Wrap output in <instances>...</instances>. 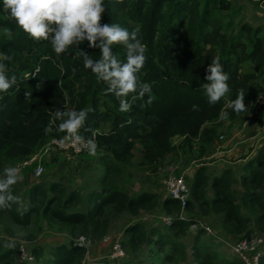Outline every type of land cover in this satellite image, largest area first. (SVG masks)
<instances>
[{
    "label": "trees",
    "instance_id": "16d2710c",
    "mask_svg": "<svg viewBox=\"0 0 264 264\" xmlns=\"http://www.w3.org/2000/svg\"><path fill=\"white\" fill-rule=\"evenodd\" d=\"M229 4V0H105L102 23H118L129 31L138 28V38L146 46V61L138 77L141 82L151 84V93L143 98L138 93L129 94L126 99L132 107L123 112L119 99L107 92L108 85L91 69L84 67L83 57L75 48L57 55L48 41L33 40L8 18L3 10V0H0V53L12 57L4 63L8 75L17 77V85L0 92V161L2 157L12 160L27 156L51 137L67 134L58 130L59 121H55L53 130L45 134L44 129L54 120L53 113L57 108L93 109L80 134L85 138L95 136L96 151L108 167L114 161L129 165L137 141L141 142L143 150L138 165L151 174H156L165 156L176 149L171 140L176 135L182 136L185 144L191 139L215 143L223 119H233L248 111L252 88L256 87L264 94V26L242 23L236 32L227 33L224 28L234 25L233 18L237 14L229 9ZM4 27L12 30L11 39L3 34ZM112 47L121 62H126L124 46L114 44ZM80 48L93 60L101 58L99 49L89 48L87 41ZM214 57L219 58L230 76V91L219 102L209 104L202 84L207 83L206 69ZM241 90L246 108L236 112L230 105ZM26 91L31 93L27 98ZM149 96L151 103H148ZM193 105L199 110L193 111ZM225 112L227 118H224ZM105 125L106 129H103ZM146 125L148 131L143 133ZM231 175L226 169L214 176L211 183L214 194L207 199L208 177L206 168L200 167L195 172L191 194L203 211L201 215L186 219L169 217L166 230L153 228L149 233L141 223L130 224L125 231L127 237L121 242L123 248L136 250L145 243L152 248L159 246L164 258H171L181 248L178 237L186 236L189 225L201 221L202 215L209 212L221 214V227L226 233L248 236L250 223L264 231V146L243 167L240 181L244 191L240 202L231 187ZM48 188L62 191L64 187L50 183ZM46 191L45 185H34L31 198ZM70 197L78 198V194L72 193ZM89 199L98 202L93 203L87 213L68 212L58 204L45 210L56 220L82 223L87 227L95 223V214H99L105 204L114 203L137 214L141 208H153L159 196L147 191L130 198L125 192L112 188L93 190ZM58 200L61 198L56 197ZM68 200H62V205L66 206L64 203ZM30 207L27 206L24 219H21L16 204L8 212L15 221L25 223ZM162 207L168 213L172 209L178 212L181 203L167 196ZM185 207H190V201ZM243 208L250 217L243 214ZM5 210H0V215ZM205 233L199 228L194 238L196 264H243L238 258L231 261L216 258L211 245L201 243ZM17 249L0 244V264L14 260ZM85 251L83 245L61 243L50 249L47 261L49 264H80ZM106 260L97 259L91 263L109 264ZM260 264H264V254Z\"/></svg>",
    "mask_w": 264,
    "mask_h": 264
},
{
    "label": "rangeland",
    "instance_id": "374dc122",
    "mask_svg": "<svg viewBox=\"0 0 264 264\" xmlns=\"http://www.w3.org/2000/svg\"><path fill=\"white\" fill-rule=\"evenodd\" d=\"M229 2V9L235 10L237 14L233 18L234 25L224 28V31L236 32L242 23H248L252 27L264 26V1L229 0ZM253 91L254 94H251L252 97L248 102V111L238 114L233 119H223L214 144H201L197 139H191L188 144H185L182 136L172 137V144L176 149L165 156L156 174H151L138 165L143 152L140 141L136 142L132 150L129 165L114 161L113 165L108 167L101 162L97 151L95 154L87 150L74 154L71 150H60L49 146V140H47L32 152L39 155L43 167V172L39 176L34 173L35 165L32 164L26 168L19 166V162L25 159L26 155L12 160L2 157L0 174L8 166L19 168L23 179L12 187V192L22 197L26 207L31 206V210L27 211L25 223L12 219L8 209L0 215V244L3 247H9V245L18 247L15 259L7 264H49L47 259L50 249L58 244L71 242L83 245L86 249L80 264H92L91 262L97 259H107L109 264H123V262L131 261L130 264H196L197 260L192 251L194 238L199 228L192 227H188L186 236L178 237L182 252L179 250L173 253L171 258L165 259L164 252L159 246L152 248L145 243L136 250L125 247V256L122 259L113 260L108 258V255L112 253L111 248L114 243H120L126 239L125 231L130 224L141 223L149 233L153 228L158 231L166 230L169 217L183 216L184 219L199 217L203 211L192 197L191 185L195 172L200 167L206 168L208 177L207 199L212 198L214 194L211 187L213 177L229 169L232 174L231 187L237 202H240L244 191L240 181L243 166L264 146V106L257 109L256 103L260 91L257 92L255 87ZM102 128L106 129V125ZM147 131L146 125L142 132ZM172 175L184 176L189 186L187 202L190 201V207L187 209L181 206L180 211L172 209L171 213H168L162 207V201L170 196L166 181ZM50 183L62 184L64 188L62 191H56L48 188ZM38 184L45 185L47 191L32 199L31 188ZM112 188L125 192L130 198L142 192H153L159 196V200L153 208H141L137 214L121 209L114 203L105 204L99 214H95V223L87 227H84L82 223L68 224L56 220L45 210L48 206L54 207L58 204L68 212L87 213L93 203L98 202V200L91 201L89 194L93 190L103 191ZM72 193H77L78 198L70 197ZM56 197H60L61 200L56 201ZM62 200H68L64 203L66 206L62 205ZM19 207L21 206L17 205V211ZM242 212L245 216H251L244 208ZM18 213L21 219L25 218V210L21 209ZM220 215L215 212L202 215L201 223L208 226L212 232H206L201 238V243L210 244L216 258L231 261L236 259L237 255L228 243L238 239L242 234L226 233L221 227ZM249 231L248 235H252L264 253V231L259 230L252 223H250Z\"/></svg>",
    "mask_w": 264,
    "mask_h": 264
},
{
    "label": "clouds",
    "instance_id": "9594fccd",
    "mask_svg": "<svg viewBox=\"0 0 264 264\" xmlns=\"http://www.w3.org/2000/svg\"><path fill=\"white\" fill-rule=\"evenodd\" d=\"M3 10L33 40L48 41L57 55L66 53L69 48H75L77 54L83 57L84 67L91 69L108 85L107 92L119 99L120 111H130L132 103L126 99L129 94L138 93L143 98L145 94L151 93V84L141 82L138 77L146 61V46L138 38L139 29L129 31L118 23H102L106 11L105 0H3ZM2 32L11 39V29L4 27ZM85 41L89 48L99 49L100 59L93 60L87 51L80 48ZM114 44L124 46L126 62H121L114 53ZM11 60L12 57L8 54L0 53V92H6L17 85L16 75L9 76L4 63ZM229 79L230 76L224 71L219 58H212L206 69L207 83L202 84L209 104L219 102L230 91ZM30 95V92H25L26 98ZM148 103H151L150 96ZM230 106L236 112L245 110L243 90ZM192 110L198 111V106L193 105ZM92 111L91 108H57L53 113L54 120L44 129L45 134L53 130L55 121H59L57 128L67 133V140L80 143L87 151L95 154L98 148L95 136L85 138L80 134ZM227 115L225 112L224 118ZM22 179L18 167L8 166L3 169L0 174V210L9 209L13 204L21 206L18 211L27 210L22 197L12 192V187Z\"/></svg>",
    "mask_w": 264,
    "mask_h": 264
},
{
    "label": "built area",
    "instance_id": "2783aa9c",
    "mask_svg": "<svg viewBox=\"0 0 264 264\" xmlns=\"http://www.w3.org/2000/svg\"><path fill=\"white\" fill-rule=\"evenodd\" d=\"M257 109L264 106V94L259 95L257 100ZM67 134L61 136H54L49 139V146L55 147L57 149L71 150L74 154H79L87 150L84 145L77 142H70L66 139ZM34 166V173L36 176H39L43 172V167L40 162V157L38 154H32L26 156L25 159L19 162V166L26 168L29 165ZM166 188L170 197L177 199L182 208L185 207L187 202V196L189 193V186L183 175H172L166 181ZM184 219L183 216L179 217ZM189 227L192 228H203L206 232L211 233V229L203 225L201 221L197 223H191ZM228 245L237 255V258L240 259L244 264H260L261 257L263 256L262 250L258 247L257 242L252 235L241 236L236 240H232ZM112 253L108 255V258L113 260L122 259L125 256V250L121 242H116L113 244Z\"/></svg>",
    "mask_w": 264,
    "mask_h": 264
},
{
    "label": "crops",
    "instance_id": "0c3cea01",
    "mask_svg": "<svg viewBox=\"0 0 264 264\" xmlns=\"http://www.w3.org/2000/svg\"><path fill=\"white\" fill-rule=\"evenodd\" d=\"M255 90L257 91V92H259V90L255 87ZM252 94H254V91H253V88H252ZM261 95V94H260ZM219 130V129H218ZM201 143V142H200ZM201 144H206V143H201ZM210 144H214V143H210ZM244 167V166H243ZM242 173H243V170H242ZM186 234H187V231H186ZM206 234V233H205ZM202 238V237H201ZM62 244H64V243H62ZM192 253H193V251H192Z\"/></svg>",
    "mask_w": 264,
    "mask_h": 264
}]
</instances>
